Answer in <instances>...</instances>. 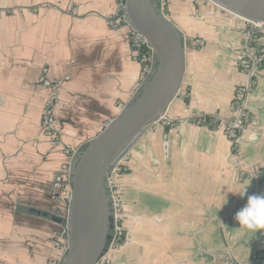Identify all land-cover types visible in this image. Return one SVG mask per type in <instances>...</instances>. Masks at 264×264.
<instances>
[{"label": "crops", "instance_id": "1", "mask_svg": "<svg viewBox=\"0 0 264 264\" xmlns=\"http://www.w3.org/2000/svg\"><path fill=\"white\" fill-rule=\"evenodd\" d=\"M174 6L167 16L189 37L182 84L165 120L109 180L123 207L124 240L101 264H233L230 257L250 264L264 258V232L242 228L235 216L249 196L264 195V65L248 103L252 123L235 152L220 131L192 120L232 116L248 28L208 7L189 24ZM117 7L118 0H0V264L58 259L62 250L52 243L61 227L17 207L65 216L68 192L57 178L74 164L65 148L80 151L141 87L128 28L109 25ZM258 34L264 45V27ZM53 96L59 141L42 123Z\"/></svg>", "mask_w": 264, "mask_h": 264}, {"label": "water", "instance_id": "2", "mask_svg": "<svg viewBox=\"0 0 264 264\" xmlns=\"http://www.w3.org/2000/svg\"><path fill=\"white\" fill-rule=\"evenodd\" d=\"M253 24L264 25V0H209ZM129 26L152 48L156 68L134 99L77 154L66 215L26 207L17 211L50 221L65 231L67 250L60 264H101L115 236L109 180L132 147L157 121H164L182 84L185 36L163 12L162 0H124ZM252 40L254 29L245 30ZM233 264L237 263L231 258ZM250 264H264L253 257Z\"/></svg>", "mask_w": 264, "mask_h": 264}, {"label": "built area", "instance_id": "3", "mask_svg": "<svg viewBox=\"0 0 264 264\" xmlns=\"http://www.w3.org/2000/svg\"><path fill=\"white\" fill-rule=\"evenodd\" d=\"M124 8V0H118L117 11L114 15L109 19V25L113 29H119L121 27H126L129 30L130 35V45L133 51V55L135 59L142 65L143 75L141 81V87L147 82V80L154 73L156 68V60L154 56V52L147 40L138 32L134 31L128 24L125 13L122 11ZM248 24V25H247ZM246 26H249L248 29L253 28L254 33L252 36V42H256L255 47H251L250 43L247 46L246 53L241 51V54L237 57L236 63L240 72L245 76L244 84L238 86L235 89L233 99L230 104V111L232 116L230 118H225L220 114H214L211 116H197L194 117L192 123L196 127H207L214 128L215 130L220 131L226 139L231 143L232 150L237 152L239 150V146L241 140L245 134L247 127L252 123L251 115L248 110V103L250 96L255 88L256 81L260 74V70L264 65V45L260 42V33L264 27V25L253 24L250 22L246 23ZM259 35V36H257ZM55 103V97H51L50 101L47 103L46 108L44 110L42 123L43 129L47 133V135L53 141H59V134L53 127L54 124V116H53V105ZM68 147L65 148L66 153L68 154ZM79 151L74 150L72 154H69L70 160L74 162L77 159V154ZM71 162V161H70ZM69 163L64 167L61 177L57 178L58 186L60 187L63 184L64 188H67L68 194L71 190V179H72V169L73 165ZM69 200V197H66ZM116 198V199H115ZM113 214L115 219V236L112 240L110 248H116L118 244L124 240V227L121 224L122 216H121V203L115 197V192H113ZM118 203L120 206V211H115V204ZM118 216V217H117ZM62 238H64L63 246L64 250L61 255L53 261L52 264H60L62 259L65 256L67 250V240L65 237V231L62 229Z\"/></svg>", "mask_w": 264, "mask_h": 264}, {"label": "rangeland", "instance_id": "4", "mask_svg": "<svg viewBox=\"0 0 264 264\" xmlns=\"http://www.w3.org/2000/svg\"><path fill=\"white\" fill-rule=\"evenodd\" d=\"M162 3H163V12L168 15L167 11H168V7L169 5H176L174 6V8L172 9H177L178 11H181L183 12V15H185L184 17H188L189 20H188V23L190 24H195V22L199 23V20H201L202 18L205 17L206 15V12H205V8L208 7V11L210 12L211 9L213 11H216V14L219 15L221 13L223 14H226L224 12H227L221 8H217L216 6H214V4H212L211 2L209 3V1L207 0H162ZM216 7V8H215ZM210 15V14H208ZM227 15V14H226ZM228 16V15H227ZM229 17V16H228ZM187 18V19H188ZM219 21H222V17L221 19L220 18H217ZM230 19V18H229ZM190 21V22H189ZM242 23V22H241ZM248 25V24H247ZM249 26H247L248 28ZM187 48H189V41L187 42ZM241 54V51L238 53L237 57ZM158 122H161V121H157L156 123ZM155 123V124H156ZM67 149L68 150V155L69 154H72V152L75 150L74 148H71V147H68ZM124 162L122 161L116 168L115 172H114V175H116L117 173H120V169H121V165L123 164ZM119 171V172H118ZM58 186V185H57ZM59 189L61 190H64V186L63 184H61V186L59 187ZM67 189V188H66ZM118 191H115V197H118L119 194H117ZM116 199V198H115ZM65 207L62 208L61 210V213L63 215H66V210L65 208L68 206L69 204V200H67V198L65 199ZM122 207V205H121ZM115 211H120V206L118 205V203L115 204ZM121 212V216H122V220H123V207H122V210L120 211ZM118 217V216H117ZM121 224H122V221H121ZM123 226V224H122ZM124 227V226H123ZM60 231H62V228H60ZM63 241H64V238H62V232H56L54 233L53 235V243L52 245H54V248L58 249L59 251L60 250H64V246H63ZM121 244H118V246L116 248H112V249H117ZM61 251V252H62ZM61 255V254H60ZM53 262H50V264H52Z\"/></svg>", "mask_w": 264, "mask_h": 264}, {"label": "clouds", "instance_id": "5", "mask_svg": "<svg viewBox=\"0 0 264 264\" xmlns=\"http://www.w3.org/2000/svg\"><path fill=\"white\" fill-rule=\"evenodd\" d=\"M246 188L237 194L243 196ZM238 224L252 232H264V195H252L247 199L246 205L240 209L236 216Z\"/></svg>", "mask_w": 264, "mask_h": 264}, {"label": "trees", "instance_id": "6", "mask_svg": "<svg viewBox=\"0 0 264 264\" xmlns=\"http://www.w3.org/2000/svg\"><path fill=\"white\" fill-rule=\"evenodd\" d=\"M257 36H259V35H257ZM250 46H251V47H255V46H257V45H256V42H252V43H250ZM124 169H125V168H124V164H122V165H121V169H120V173H123V172H124Z\"/></svg>", "mask_w": 264, "mask_h": 264}, {"label": "bare ground", "instance_id": "7", "mask_svg": "<svg viewBox=\"0 0 264 264\" xmlns=\"http://www.w3.org/2000/svg\"><path fill=\"white\" fill-rule=\"evenodd\" d=\"M207 1H209V0H207ZM210 2H211V1H209V3H210ZM211 3H212V2H211ZM212 4H214V3H212ZM214 6H216L218 9L220 8V7H218V6L215 5V4H214ZM216 7H215V8H216ZM238 18H239V17H238ZM240 19H241V18H240ZM239 21L242 22V24H244V25L247 23V21H245L244 19L239 20Z\"/></svg>", "mask_w": 264, "mask_h": 264}]
</instances>
